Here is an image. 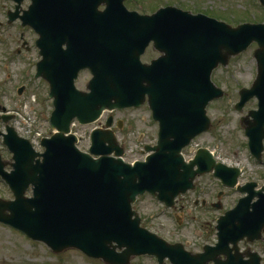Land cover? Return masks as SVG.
<instances>
[{
    "label": "water",
    "instance_id": "1",
    "mask_svg": "<svg viewBox=\"0 0 264 264\" xmlns=\"http://www.w3.org/2000/svg\"><path fill=\"white\" fill-rule=\"evenodd\" d=\"M34 2L23 17L24 24L32 25L40 35L37 46L42 59L37 76L51 83L55 106L51 125L58 132L43 140V154L17 137L14 129L5 135L16 164L7 172L5 163H0V175L15 199L0 198V221L44 242L54 252L78 249L107 264H131L140 255L156 256L159 264H261L257 253H241L239 247L245 238L253 242L262 237L264 188L253 191L255 183L244 188L250 195L218 220V243L201 253L187 251L181 243L170 244L142 227L133 203L139 194L150 192L172 205L179 193L194 186L198 173L213 168L224 183L236 185L240 169L216 164L205 149L199 154H206V160L198 159L199 155L187 163L181 151L210 127L207 105L224 95L212 82V71L227 65L253 42L259 44L254 52L257 79L250 89L240 92L236 107L242 109L246 101L258 97L259 109L243 120L250 148L261 157L264 24L233 27L176 7L140 15L129 12L124 0ZM103 4L106 9L100 10ZM151 41L164 55L145 65L140 58ZM64 43L67 49L62 48ZM82 68L94 74L89 91L75 85ZM147 93L154 118L160 122V139L157 146L146 148L154 151L146 161L130 164L112 157L113 152L121 156L123 148L111 130L92 134L90 152L99 158L80 151L76 135H68L75 118L90 124L106 109L140 106ZM196 164L201 170H195ZM30 186L33 197L26 196ZM255 196L259 200L252 204Z\"/></svg>",
    "mask_w": 264,
    "mask_h": 264
},
{
    "label": "rangeland",
    "instance_id": "2",
    "mask_svg": "<svg viewBox=\"0 0 264 264\" xmlns=\"http://www.w3.org/2000/svg\"><path fill=\"white\" fill-rule=\"evenodd\" d=\"M131 6H136L141 11L152 12L158 4L165 3L177 5L193 12H203L214 16L219 15L221 19L229 23L237 24L245 21L264 22V0H127ZM13 27V40H17L19 33ZM17 34V35H16ZM32 41V40H31ZM15 42V41H14ZM19 42V41H18ZM13 51L6 58L10 45L0 47V102L9 110H15L18 120L23 126L28 125L29 117L37 120L38 127L43 133H50L49 118L53 110L52 99L49 97V85L43 79L35 78V63L38 61L36 51L13 57ZM233 58L227 67H220L214 72L213 80L226 91L224 99L216 101L209 106L208 114L212 119V127L209 132L201 135L195 142L197 145L209 147L216 151V154L231 165L240 166L245 169L244 178L256 181L259 185L264 184V165H260L250 154L247 137L240 123L242 115L250 109L257 108V100L253 99L245 106V111L240 113L235 110L234 105L239 100V90L250 87L257 74V63L253 58V50ZM18 55V54H17ZM157 53L150 48L145 60H148ZM18 74L16 82H9L8 74ZM30 70V76L22 77ZM28 72V73H29ZM91 78L89 72L80 75L78 86L85 89ZM22 84H27L28 89L18 96L16 91ZM108 111L105 112L104 116ZM30 113V114H27ZM117 119L125 120L127 126L119 129L118 139L125 147L124 159L128 162L142 160L145 154L142 152L144 144L155 142L158 126L151 119L146 107L140 109H127L114 111ZM104 119V118H102ZM33 120V119H32ZM34 121V120H33ZM13 124V121L11 122ZM95 124H100L95 123ZM1 129L4 130L2 123ZM94 124L80 125L74 128L81 137L80 147L87 150L90 146V131ZM0 152L4 159H11V154L6 146L0 141ZM189 158L188 150L185 151ZM11 168L8 167V170ZM203 192L200 189L193 195L207 200L208 203L216 201L217 194L224 190L219 182L211 175H203L198 179ZM199 186V188H200ZM228 193V194H227ZM9 187L0 178V196L12 197ZM196 195V196H195ZM238 195L227 190L222 197L225 207L234 206ZM185 201L181 200L182 205ZM194 202V200L192 201ZM202 204H200L201 206ZM193 207V210L184 209L183 212H172L163 210L162 206L150 196H141L135 204L139 211L143 225L152 231L159 232L170 242H182L191 251H202L206 244H214L217 241L216 220L223 212L211 208L203 212L200 208ZM192 209V207H190ZM177 218V219H175ZM242 249L251 247L253 251L263 256L264 260V231L263 238L252 243L243 241ZM264 263V262H263ZM0 264H105L101 260L86 256L77 249H66L62 252H53L44 242L35 241L23 233L0 222ZM131 264H158L155 257L143 256L134 257Z\"/></svg>",
    "mask_w": 264,
    "mask_h": 264
},
{
    "label": "flooded vegetation",
    "instance_id": "3",
    "mask_svg": "<svg viewBox=\"0 0 264 264\" xmlns=\"http://www.w3.org/2000/svg\"><path fill=\"white\" fill-rule=\"evenodd\" d=\"M30 3H31V0H23L21 2V6L18 7L16 0H0V47H3L5 45H8V46L10 45V50L8 51V54L6 55V58H8L9 57L8 55L11 53V51H13V43H16V45L19 46L18 48L14 49V55H13L14 58L22 54L28 55L29 53L34 52L36 50L34 46L35 39H36L35 32L32 30V28L28 26H24L23 21L20 19V16L24 14V11L29 7ZM126 3L129 9H136V10L141 11L139 8H136V6H131L130 3L127 2V0H126ZM156 6L161 7L162 5L158 4ZM17 12H18V16L16 17V19H14L15 21H13V15L14 13H17ZM14 26H16L17 28L15 29V31L19 33V37H17L19 42L17 40H13V27ZM29 71L30 70L26 71L25 75H23L22 77L30 76ZM12 73H13V67H12L11 73L8 74L9 82H16L19 78V73L18 74L17 73L12 74ZM20 86L21 87L17 89L16 91L18 96L22 95L23 92L25 93L28 89L27 84H22ZM5 103L6 102H2V103L0 102V107L5 106L4 105ZM0 112L3 113L2 111ZM6 113L13 114V112L11 110H8V108H7ZM1 123L2 121H0V128H1ZM121 124L122 122L120 120H116L114 123V128L117 129ZM199 186H200V183L198 182L195 191L189 192L186 195L180 196L176 200V204L174 205V207L171 209L172 212L176 214V212H183L184 209L190 211V210H193V207L196 208L200 206V204H202L200 208L203 212L211 210V208L218 209L217 205L222 206L220 210H223V212H225V207L221 203H217V204H215V202L208 203L207 200L205 199H202V201L199 202L198 197H195L193 199L194 202H192L193 195L196 194V192L199 189L201 192H203V188L201 186L199 188ZM219 196H222L221 193L219 194ZM181 200L185 201L182 205L180 204ZM190 207H192V209H190Z\"/></svg>",
    "mask_w": 264,
    "mask_h": 264
}]
</instances>
